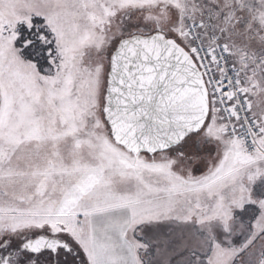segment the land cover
I'll return each mask as SVG.
<instances>
[{"label":"snow or ice","instance_id":"obj_1","mask_svg":"<svg viewBox=\"0 0 264 264\" xmlns=\"http://www.w3.org/2000/svg\"><path fill=\"white\" fill-rule=\"evenodd\" d=\"M0 264H264V0H0Z\"/></svg>","mask_w":264,"mask_h":264}]
</instances>
